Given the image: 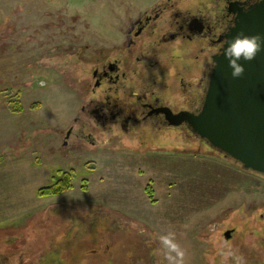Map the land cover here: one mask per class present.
<instances>
[{"label":"rangeland","instance_id":"rangeland-1","mask_svg":"<svg viewBox=\"0 0 264 264\" xmlns=\"http://www.w3.org/2000/svg\"><path fill=\"white\" fill-rule=\"evenodd\" d=\"M154 1L0 0V264H169L156 251L169 231L184 264H212L216 219L264 203L263 175L199 140L167 137L69 157L73 188L38 194L57 181L53 168L65 160L56 134L79 106L74 67L64 79V62L53 60L58 47L121 45L128 12ZM61 204L65 220L47 221Z\"/></svg>","mask_w":264,"mask_h":264},{"label":"flooded vegetation","instance_id":"flooded-vegetation-1","mask_svg":"<svg viewBox=\"0 0 264 264\" xmlns=\"http://www.w3.org/2000/svg\"><path fill=\"white\" fill-rule=\"evenodd\" d=\"M258 1L155 0L136 16L134 11L128 12L130 22L121 45L94 48L71 43V50L58 47L53 60L57 65L64 62L58 70L64 79L74 67L79 106L72 121L56 134L61 138L60 160H65L53 168L56 175L69 171L65 166L69 157L90 155L126 140L143 146L167 137L172 143L185 141L189 147L199 140L226 157L201 139L188 122L172 121L182 112L200 111L212 61L220 53L226 33L239 11ZM36 83L38 77L32 85ZM43 83L40 85L45 86ZM61 206L50 209L47 221L61 219L65 204ZM251 207V213L245 208L238 215L227 212L216 219L211 230L216 245L211 243L212 264H264V203ZM100 220L96 214L90 232L100 226ZM108 228L113 230V224Z\"/></svg>","mask_w":264,"mask_h":264},{"label":"water","instance_id":"water-1","mask_svg":"<svg viewBox=\"0 0 264 264\" xmlns=\"http://www.w3.org/2000/svg\"><path fill=\"white\" fill-rule=\"evenodd\" d=\"M264 35V0L240 10L225 35ZM214 57L204 103L197 114L182 112L175 124L188 122L211 147L240 164L243 169L264 175V51L252 61L241 60L245 72L233 79L222 54Z\"/></svg>","mask_w":264,"mask_h":264},{"label":"clouds","instance_id":"clouds-1","mask_svg":"<svg viewBox=\"0 0 264 264\" xmlns=\"http://www.w3.org/2000/svg\"><path fill=\"white\" fill-rule=\"evenodd\" d=\"M222 54L228 60V67L232 69L233 79L241 78L244 75L245 68L239 61H252L258 53L264 51V35L259 33L254 35H245L243 32L237 33L231 40L225 39ZM217 66L216 61H212V69ZM158 241L160 248L159 254L163 250L165 258L169 264H184L185 251L176 242L175 233L169 231L167 234L159 235Z\"/></svg>","mask_w":264,"mask_h":264},{"label":"trees","instance_id":"trees-1","mask_svg":"<svg viewBox=\"0 0 264 264\" xmlns=\"http://www.w3.org/2000/svg\"><path fill=\"white\" fill-rule=\"evenodd\" d=\"M18 108L22 110V106L17 102ZM250 171V170H247ZM252 172V171H251ZM59 176L57 177V181L48 186V187H43L39 190V195L40 196H54V195H59L62 194L63 192L70 190L73 188V180L75 177V171L74 170H69L65 171L61 174H58Z\"/></svg>","mask_w":264,"mask_h":264}]
</instances>
